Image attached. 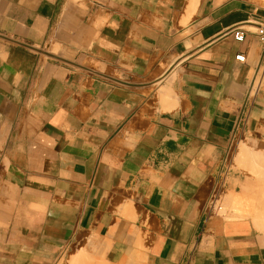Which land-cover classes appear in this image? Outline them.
<instances>
[{
    "label": "crops",
    "instance_id": "crops-1",
    "mask_svg": "<svg viewBox=\"0 0 264 264\" xmlns=\"http://www.w3.org/2000/svg\"><path fill=\"white\" fill-rule=\"evenodd\" d=\"M259 26L264 0H0V264H264Z\"/></svg>",
    "mask_w": 264,
    "mask_h": 264
},
{
    "label": "rangeland",
    "instance_id": "rangeland-1",
    "mask_svg": "<svg viewBox=\"0 0 264 264\" xmlns=\"http://www.w3.org/2000/svg\"><path fill=\"white\" fill-rule=\"evenodd\" d=\"M86 253H87V255H86ZM74 254H76L75 255L76 256V259H75L76 263L74 262V264H77V262L80 263L79 260H77V258H79V259L81 258L80 259L81 260V263L80 264H82L83 260H84L83 264H101L102 262H103L102 264H111V263L107 262L103 258V256L100 253H98V252H93V251H78V252H74ZM74 254H70L71 255L70 257H72V255H74ZM88 255L91 256V257H89ZM70 257H68L66 260H64L63 261V264H73V263L70 262ZM89 258H90V260L88 261ZM97 259H99V260H97ZM136 264H139V262L136 263Z\"/></svg>",
    "mask_w": 264,
    "mask_h": 264
},
{
    "label": "built area",
    "instance_id": "built-area-1",
    "mask_svg": "<svg viewBox=\"0 0 264 264\" xmlns=\"http://www.w3.org/2000/svg\"><path fill=\"white\" fill-rule=\"evenodd\" d=\"M257 33L259 35H261V37L264 36V27H257L256 29ZM233 37L236 39V40H242L244 38V31L243 29H237L236 31L233 32ZM259 70V69H258ZM263 75H264V66L261 65L260 66V70L256 72V76L254 77V80L252 82L253 86L255 88H258L262 81H263Z\"/></svg>",
    "mask_w": 264,
    "mask_h": 264
},
{
    "label": "bare ground",
    "instance_id": "bare-ground-1",
    "mask_svg": "<svg viewBox=\"0 0 264 264\" xmlns=\"http://www.w3.org/2000/svg\"><path fill=\"white\" fill-rule=\"evenodd\" d=\"M235 160H236V159H235ZM234 162H235V161H234ZM236 162H237V161H236ZM253 163H254V162H253ZM255 163H257V162H255ZM257 164H259V163H257ZM263 164H264V163H263ZM255 165H256V164H255ZM257 166H258V165H257ZM263 166H264V165H263ZM260 169H262V165H261V168H260ZM260 169H259V170H260ZM263 170H264V169H263ZM263 170H262V171H263ZM259 172H261V171H259ZM252 173H253V172H252ZM259 174H260V173H259ZM261 175H262V172H261ZM128 210H129V209H128ZM83 251H84V250H83ZM69 255H70V254H69ZM75 255H76V254L72 255V257H70L71 255L69 256V257H70V262L73 263V264H74V262L76 263V261H75L76 256H75ZM83 255H84V254H83ZM86 255H87V253H86ZM77 256H78V255H77ZM88 256H89V255H88ZM79 257H80V256H79ZM82 257H83V256H82ZM89 257H91V256H89ZM97 258H98V257H97ZM101 258H102V257H101ZM80 259H81V258H80ZM80 259L77 258V260H79V262L81 263V260H80ZM95 259H96V258H95ZM86 260H87V259H86ZM89 260H90V258L88 259V261H89ZM97 260H99V259H97ZM100 261H101V260H100ZM83 262H84V260H83ZM83 262H82V264H83ZM85 262H86V261H85ZM80 263L77 262V264H80ZM87 263H88V262H87ZM102 263H103V262H102ZM102 263H101V264H102Z\"/></svg>",
    "mask_w": 264,
    "mask_h": 264
}]
</instances>
